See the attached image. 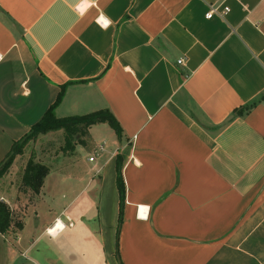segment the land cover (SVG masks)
Instances as JSON below:
<instances>
[{
  "label": "crops",
  "instance_id": "obj_1",
  "mask_svg": "<svg viewBox=\"0 0 264 264\" xmlns=\"http://www.w3.org/2000/svg\"><path fill=\"white\" fill-rule=\"evenodd\" d=\"M62 87L57 117L109 109L122 136L91 124L94 160L38 194L11 183L46 165L23 146L5 264H264V0H0V163Z\"/></svg>",
  "mask_w": 264,
  "mask_h": 264
},
{
  "label": "trees",
  "instance_id": "obj_2",
  "mask_svg": "<svg viewBox=\"0 0 264 264\" xmlns=\"http://www.w3.org/2000/svg\"><path fill=\"white\" fill-rule=\"evenodd\" d=\"M64 94V87L61 88L60 92L57 95L56 100L50 107L44 112L42 117L32 125L29 132L25 135L24 140H18L13 143L10 152L8 153L7 157L0 163V177L6 172L8 166L12 163L16 154L22 153V148L27 140L30 138H35L38 134H44L49 131H55L59 129H63L66 133V138L70 135L77 134L78 129L80 127L84 128L86 131L87 128L94 123L97 122H106L115 132L117 138H121L122 136V129L115 118V116L109 111V109H100L97 111H93L90 113L82 114V115H73V116H66V117H57L54 113V108L57 104L61 101ZM254 102L247 104L244 108L237 110V113L243 114L244 110L247 111ZM69 135V136H68ZM117 175H116V184L119 194V217H118V227L122 221V205L124 203V181L122 177V165L120 160L117 161L116 165ZM49 169L46 165L33 162L29 160L26 164L23 173V182L29 186L28 188L35 194L40 192V189L43 185V181L45 176L47 175ZM14 218V219H13ZM22 221L17 216H13V212L9 205L0 200V233L5 234L14 229H21L22 228ZM118 255V254H117ZM118 261L121 264L119 257L117 256Z\"/></svg>",
  "mask_w": 264,
  "mask_h": 264
},
{
  "label": "rangeland",
  "instance_id": "obj_3",
  "mask_svg": "<svg viewBox=\"0 0 264 264\" xmlns=\"http://www.w3.org/2000/svg\"><path fill=\"white\" fill-rule=\"evenodd\" d=\"M85 134L84 128L80 127L78 129V133L73 135H68V139L66 138V133L63 129L55 130L54 132L50 134H44L42 136H37L35 138H30L26 141L25 144H28L29 146L26 147V150L28 151L30 149L31 154L33 155V152H36L37 157H39L38 160L44 161V163L47 165V167L51 168H58L59 173L63 174V176L67 172V166L68 162L72 159L80 158V161L83 163H88L87 158L90 154V152L93 151L92 146L89 145V143H79L77 142L75 145L72 146V142L77 140H81V137ZM36 141V144L33 146V142ZM31 139H34V141L31 142ZM24 144V146H25ZM30 147V148H29ZM36 158V156L31 157ZM26 164L24 161L20 165H16L11 178V183L15 184L14 186H17L19 189H27L29 186H27L23 182V173L24 169L26 167ZM11 165V164H10ZM10 165L8 166V169L3 174H7V172L10 170ZM2 175V176H3ZM0 177V179L2 178ZM1 181V180H0ZM6 182V181H5ZM8 183V182H7ZM2 184V183H1ZM3 185H0V188H2ZM10 186V184H8ZM16 216L15 212L13 213V216ZM14 219V218H13ZM63 236V235H62ZM60 236L55 240V242H59V240L62 238ZM47 239V236H43L41 240H39V243H44ZM7 240L1 238L0 236V264H5V244ZM45 251V249H42Z\"/></svg>",
  "mask_w": 264,
  "mask_h": 264
},
{
  "label": "built area",
  "instance_id": "obj_4",
  "mask_svg": "<svg viewBox=\"0 0 264 264\" xmlns=\"http://www.w3.org/2000/svg\"><path fill=\"white\" fill-rule=\"evenodd\" d=\"M227 10H228V7H224V9H223L222 11H219V10H218V7H217L216 5L211 4V5L209 6L208 11L205 13V17H206V18H211L214 14L221 15L222 13L226 12ZM182 61H183V59L180 58V59L177 60V63L180 64V63H182ZM135 136H136V135H134V137H135ZM98 150H99V151L103 150V147L100 145V146L98 147ZM88 160H89V161H93V160H94V156H93V155L89 156V157H88ZM137 211H138V215H139L140 217H146V216H147V209L145 208V206H143V205H138V206H137ZM70 224H72V223H70ZM55 225H56V223H55L51 228H54ZM59 229H60V228H58L57 231H58ZM57 231H56L55 233H51L50 229H47V232L50 233V234H56V233H58Z\"/></svg>",
  "mask_w": 264,
  "mask_h": 264
},
{
  "label": "bare ground",
  "instance_id": "obj_5",
  "mask_svg": "<svg viewBox=\"0 0 264 264\" xmlns=\"http://www.w3.org/2000/svg\"><path fill=\"white\" fill-rule=\"evenodd\" d=\"M58 226H57V228H55V229H53V230H50L51 231V233H53V232H56L57 231V229L60 227V226H62V223L61 222H59V224H57ZM56 226V225H55ZM53 231V232H52Z\"/></svg>",
  "mask_w": 264,
  "mask_h": 264
},
{
  "label": "water",
  "instance_id": "obj_6",
  "mask_svg": "<svg viewBox=\"0 0 264 264\" xmlns=\"http://www.w3.org/2000/svg\"><path fill=\"white\" fill-rule=\"evenodd\" d=\"M5 160H6V159H5ZM5 160H4V161H5ZM4 161H3V162H4Z\"/></svg>",
  "mask_w": 264,
  "mask_h": 264
}]
</instances>
